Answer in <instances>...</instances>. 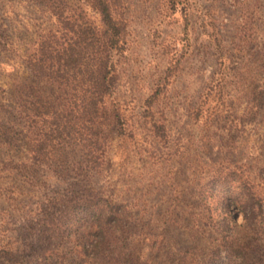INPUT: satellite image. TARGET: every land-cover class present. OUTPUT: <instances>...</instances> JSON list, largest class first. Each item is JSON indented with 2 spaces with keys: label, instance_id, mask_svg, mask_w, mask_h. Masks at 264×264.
<instances>
[{
  "label": "rangeland",
  "instance_id": "rangeland-1",
  "mask_svg": "<svg viewBox=\"0 0 264 264\" xmlns=\"http://www.w3.org/2000/svg\"><path fill=\"white\" fill-rule=\"evenodd\" d=\"M56 1L0 0V264H264V0H110L120 133L98 168L74 138L38 154L49 125L15 116L25 54L62 38L52 5L100 27Z\"/></svg>",
  "mask_w": 264,
  "mask_h": 264
},
{
  "label": "trees",
  "instance_id": "trees-1",
  "mask_svg": "<svg viewBox=\"0 0 264 264\" xmlns=\"http://www.w3.org/2000/svg\"><path fill=\"white\" fill-rule=\"evenodd\" d=\"M68 1L56 2L67 5ZM88 4L99 16L100 27L80 23L74 9L70 8L65 14L66 7L52 5V14L63 25L62 38H40L33 44L35 48L26 52L23 62L31 72V79L21 84L14 112L22 121L35 119V122L49 125L44 132L48 138L39 142L38 154L46 146L55 148L74 138L80 148L88 147L90 161L98 168L108 139L120 133L119 111L109 109L107 101L117 81L113 55L124 49L125 26L114 16L110 0H88ZM0 31L2 51H18L12 48L11 38H7L1 28ZM46 86L50 87L49 95L44 93ZM5 93L0 86V112L6 113L1 104ZM6 124L0 118V133L5 144L11 141L10 127ZM45 140L50 144L46 145ZM240 205L244 219L248 220L252 205L247 201ZM113 208L107 213L117 217L119 212ZM103 212L94 211L96 235H104L106 221L102 220Z\"/></svg>",
  "mask_w": 264,
  "mask_h": 264
}]
</instances>
